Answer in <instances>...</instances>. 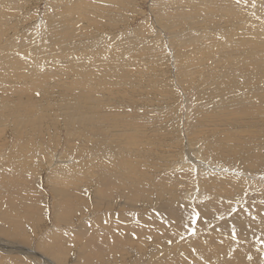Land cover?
Instances as JSON below:
<instances>
[{"label": "rangeland", "instance_id": "374dc122", "mask_svg": "<svg viewBox=\"0 0 264 264\" xmlns=\"http://www.w3.org/2000/svg\"><path fill=\"white\" fill-rule=\"evenodd\" d=\"M0 264H264V0H0Z\"/></svg>", "mask_w": 264, "mask_h": 264}, {"label": "bare ground", "instance_id": "6f19581e", "mask_svg": "<svg viewBox=\"0 0 264 264\" xmlns=\"http://www.w3.org/2000/svg\"><path fill=\"white\" fill-rule=\"evenodd\" d=\"M241 42V41H240ZM248 42V41H247ZM246 43V42H245ZM244 43V44H245ZM249 44V43H248ZM251 44H253V43H251ZM256 45V44H255ZM254 46V45H253ZM258 49V48H257ZM251 50V49H250ZM257 51V50H256ZM256 51H254V52H256ZM253 52V51H252ZM252 52H250V54L252 53ZM261 52H262V50H261ZM253 54V53H252ZM255 54V53H254ZM248 74V73H247ZM240 77H241V75H240ZM238 80H240V79H238ZM27 83H29V82H27ZM26 83V84H27ZM31 85V84H30ZM237 86V85H236ZM71 93V92H70ZM22 94V93H21ZM115 94V93H114ZM31 97V96H30ZM16 99V98H15ZM17 101V100H16ZM35 101V100H34ZM22 104V103H21ZM44 104V103H43ZM13 106V105H12ZM38 107V106H37ZM44 107V106H43ZM72 107V106H71ZM3 108V107H2ZM70 108V107H69ZM68 108V109H69ZM74 108V107H73ZM23 109H25V108H23ZM87 111V110H86ZM4 113V112H3ZM75 113V112H74ZM2 114V113H1ZM11 115H12V112H11ZM29 116V115H28ZM39 116V115H38ZM37 116V117H38ZM23 117V116H22ZM46 117V116H45ZM6 118V117H5ZM14 118V117H13ZM26 119V118H25ZM15 120H17V119H15ZM23 124V123H22ZM37 125V124H36ZM23 126V125H22ZM33 126V125H32ZM37 127V126H36ZM134 130V129H133ZM29 136V135H28ZM159 137V136H158ZM199 170V169H198ZM72 182V181H71ZM77 193V192H76ZM8 241V240H7Z\"/></svg>", "mask_w": 264, "mask_h": 264}, {"label": "snow or ice", "instance_id": "6c2138e0", "mask_svg": "<svg viewBox=\"0 0 264 264\" xmlns=\"http://www.w3.org/2000/svg\"><path fill=\"white\" fill-rule=\"evenodd\" d=\"M193 223H195V220H193Z\"/></svg>", "mask_w": 264, "mask_h": 264}]
</instances>
